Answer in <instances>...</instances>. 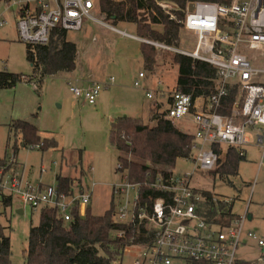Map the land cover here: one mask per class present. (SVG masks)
Instances as JSON below:
<instances>
[{
	"label": "built area",
	"instance_id": "1",
	"mask_svg": "<svg viewBox=\"0 0 264 264\" xmlns=\"http://www.w3.org/2000/svg\"><path fill=\"white\" fill-rule=\"evenodd\" d=\"M5 2L8 8L17 6L16 32L18 39L26 44L49 43L56 28L80 31L85 20L130 35L106 20V15L97 8L98 0ZM158 5L170 18H176L174 4L161 0ZM181 22L183 29L196 35L192 51L140 39L158 49L179 52L210 63L217 69L216 87L208 96L194 97L182 90L168 92L165 117L173 121L186 119L195 124V131L191 133L194 137L193 161L196 169L202 172L209 173L224 162L230 148H237L241 155L246 156L245 147L251 142L250 132L254 133L256 144L262 149L263 160L264 0L190 2ZM7 23V18L1 14L0 28ZM144 77L145 72L141 71L134 86L141 88L140 79ZM68 85L80 102L93 104L104 83L101 85L95 81L80 87L69 80ZM232 90L235 96L230 106L225 100ZM157 93L163 95L159 90L146 89V97L153 101ZM156 102V110H159ZM8 165L5 162L1 168L3 173ZM122 176L123 183L115 185L113 193L124 197L129 189H134L136 194L132 205L128 198L124 205H116L115 217L118 221L133 223L138 231L150 237L143 247L138 248L133 264H260L264 261L262 257L244 260L237 256L238 247L245 240L264 246V239L247 229V212L228 223L213 222L202 215L201 203L205 196L192 185L193 173L157 178L153 186L163 194L156 198L150 196L151 203L145 201L143 205L140 203L139 185L130 182L125 172ZM2 185L13 196L20 197L24 204L30 202L34 208L44 205L57 208L67 221L72 219V208L76 204L79 214L84 215L91 201V191L65 194L59 191L58 186L24 183L18 174L2 179ZM213 201L220 200L214 196ZM232 201V198L222 200L227 204Z\"/></svg>",
	"mask_w": 264,
	"mask_h": 264
},
{
	"label": "rangeland",
	"instance_id": "2",
	"mask_svg": "<svg viewBox=\"0 0 264 264\" xmlns=\"http://www.w3.org/2000/svg\"><path fill=\"white\" fill-rule=\"evenodd\" d=\"M16 8V5L8 8L5 0L0 1V14L8 20L0 28V72L19 73L28 78L0 90V160L5 159L9 164L2 174L4 165L0 161V177L6 180L18 174L24 183L57 186V174H77L73 178L80 181L81 186L75 188V195L81 189L91 191V211L101 215L111 205L113 187L123 183L122 172L116 170L118 152L110 142L111 121L117 116L128 115L141 117L154 125L152 116L157 108L155 106V110L151 111V99L146 97L142 87L134 86V82L139 72L143 71L147 76L140 79L141 86L166 94L175 86L178 67L159 53L155 69H146L137 40L85 20L82 30L67 31V39L75 42L79 51L76 68L46 75L40 81L38 76H34L26 58V43L18 39ZM116 26L136 35L133 23H117ZM195 40L194 33L181 29L177 47L192 51ZM111 78L113 82L110 85H103ZM69 79L80 87L83 85L78 80H95L103 85L96 102H80L69 89ZM164 110L160 107V112ZM14 119L36 124L41 136L54 135L59 143L58 148L43 152L36 145L22 146L20 137L9 134L8 124ZM174 123L184 132L195 131V124L189 120L176 119ZM250 138V144L245 147L246 158L240 163L238 174L225 178L213 177L196 169L190 158L178 159L172 169L175 175L193 173L192 185L211 191L220 200L232 198V212L237 215L245 212L251 214L247 229L264 239V159H261L262 149L256 144L253 132H250ZM135 194L134 189H129L124 197L114 194V203L124 205L128 198L132 205ZM21 203V198L14 196L11 207L0 205V223L7 228L6 233L11 240V264L25 263L30 226L39 221L41 207L34 208L30 202ZM252 241L249 244L253 246H239L237 256L242 259H264V249ZM134 257L135 250L128 246L123 256L113 264H133Z\"/></svg>",
	"mask_w": 264,
	"mask_h": 264
},
{
	"label": "trees",
	"instance_id": "3",
	"mask_svg": "<svg viewBox=\"0 0 264 264\" xmlns=\"http://www.w3.org/2000/svg\"><path fill=\"white\" fill-rule=\"evenodd\" d=\"M158 1L161 0H98L97 8L115 26L123 22L133 23L137 36L177 47L183 29L181 20L190 2L229 3L231 0H163L176 6L173 10L175 19L170 18ZM67 31L56 28L47 44H26V58L34 76H38L40 81L46 75L76 68L78 48L75 42L67 39ZM140 48L146 69H155L159 53L177 65L178 77L173 90L192 93L194 97L208 96L215 90L217 69L210 63L179 52L159 51L144 41L140 43ZM27 78L19 73L2 71L0 90ZM234 96L235 91L232 90L225 103L231 106ZM152 117L154 125L141 117L117 116L110 127V142L118 152L116 170L125 172L130 182L139 185L142 205L145 201L151 203L150 196L156 198L163 194L153 186L157 178H169L174 174L172 168L178 159L193 160L194 154L193 134L184 132L173 120L167 119L164 111L156 110ZM8 130L9 134L20 137L22 146L36 145L43 152L59 146L54 135L41 136L38 126L24 119L12 120ZM14 147L18 149L16 144ZM245 158L237 148H230L226 160L208 174L221 178L238 174L239 165ZM5 162L4 159L1 164L5 166ZM56 181L59 191L65 194H75V188L81 186L80 181L67 175L57 174ZM194 188L205 196L201 203L203 209L200 210L208 220L228 223L239 216L232 212V204L220 199L215 202L211 191ZM114 197L113 193L109 209L101 215L93 214L90 204L86 213L81 215L76 204L69 221L57 208L41 206L38 223L30 226L24 264H113L123 256L128 246L133 247L136 255L138 248L143 247L150 237L138 231L133 223L116 219ZM13 199L14 196L5 190L0 177V205L11 207ZM6 229L0 223V264L12 263L11 240Z\"/></svg>",
	"mask_w": 264,
	"mask_h": 264
},
{
	"label": "crops",
	"instance_id": "4",
	"mask_svg": "<svg viewBox=\"0 0 264 264\" xmlns=\"http://www.w3.org/2000/svg\"><path fill=\"white\" fill-rule=\"evenodd\" d=\"M1 15V14H0ZM123 23H125V22H123ZM101 29H103V31L104 30H107V29H104V28H101ZM120 30V29H119ZM121 31H125V30H121ZM112 32H114L113 30H112ZM117 32V31H116ZM127 32V31H126ZM118 33H120V34H122V35H125V34H123V33H121V32H118ZM128 33V32H127ZM130 35H134L133 37L132 36H130V35H125V36H130V37H132V38H134L135 40H137L139 43H141L143 40L142 39H140V37L139 36H136L135 34H132V33H129ZM124 38V37H123ZM94 40L96 41L97 40V38H94ZM101 45H104V43L103 44H101ZM78 48V47H77ZM139 48H140V46H139ZM140 51H141V48H140ZM78 54H79V51H78ZM141 55H142V53H141ZM142 58H143V56H142ZM143 64H144V61H143ZM145 67V66H144ZM89 71H91V70H89ZM141 72V71H140ZM139 72V73H140ZM146 76H147V74L145 73V77L144 78H146ZM141 79H143V78H141ZM69 80H72V79H69ZM78 80V79H77ZM109 82H105L104 83V85L105 86H107V85H110L112 82H113V79H110V80H108ZM80 82H82V85H83V87H86V86H88L89 85V83L91 82H89V81H86V82H84V81H81V80H78V83H80ZM92 82H95V80H93ZM37 88L39 89V85L37 86ZM142 89H144V91H145V95H146V89H153V90H156L155 88H145L144 86H142ZM157 101V102H156ZM155 102L158 104V106H159V110H160V107H161V109H166L167 108V106H168V102H169V93L167 92L166 94H163V95H161L160 93H157V98H156V100L155 101H153V100H151V105H150V108H151V111H152V109L154 110V107H155ZM128 116V115H127ZM48 168H50V167H48ZM63 175V174H62ZM77 174H75V175H67V176H70V177H75ZM21 204H23L24 205V203H21ZM252 219V215L251 214H248V221H247V223H249L250 222V220ZM249 242H250V240H245L244 241V243L242 244V246H253L252 244L250 245L249 244ZM252 243L254 244V245H257L258 246V244L256 243V242H254V241H252ZM259 248H261L262 250L264 249V246H262V247H260V246H258ZM244 259V258H243ZM244 260H254V259H244ZM261 264V263H260Z\"/></svg>",
	"mask_w": 264,
	"mask_h": 264
},
{
	"label": "water",
	"instance_id": "5",
	"mask_svg": "<svg viewBox=\"0 0 264 264\" xmlns=\"http://www.w3.org/2000/svg\"><path fill=\"white\" fill-rule=\"evenodd\" d=\"M20 212H22V210H20Z\"/></svg>",
	"mask_w": 264,
	"mask_h": 264
}]
</instances>
